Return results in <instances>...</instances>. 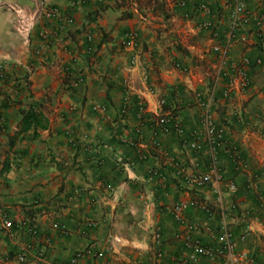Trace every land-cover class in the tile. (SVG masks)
Instances as JSON below:
<instances>
[{
  "label": "crops",
  "instance_id": "1",
  "mask_svg": "<svg viewBox=\"0 0 264 264\" xmlns=\"http://www.w3.org/2000/svg\"><path fill=\"white\" fill-rule=\"evenodd\" d=\"M41 4L72 21L55 31ZM244 4L240 16L247 18L229 38L227 0H0V264H57L76 251L82 253L74 264H175L174 257L191 252L182 244L183 224L171 215L177 200L188 202L184 217L198 224L190 234L203 242L218 233L219 211L235 238L252 219L235 248L255 264L264 259V45L256 22V14L264 19V0ZM204 19L214 23L216 39L198 26ZM42 26L46 37L38 34ZM130 29L148 91L139 68L128 70L120 40ZM42 42L46 47L36 52ZM242 56L249 60L248 85L224 95L223 61ZM72 76L79 78L75 86ZM27 111L43 125L21 130ZM205 111L224 128L220 176L195 186L184 174L208 169ZM163 112L178 119L181 132L155 127ZM195 132L196 149L189 146ZM229 145L238 158L225 151ZM153 229L160 232L157 244ZM23 245L25 260L18 262Z\"/></svg>",
  "mask_w": 264,
  "mask_h": 264
},
{
  "label": "built area",
  "instance_id": "2",
  "mask_svg": "<svg viewBox=\"0 0 264 264\" xmlns=\"http://www.w3.org/2000/svg\"><path fill=\"white\" fill-rule=\"evenodd\" d=\"M178 4H183V0H177ZM227 3L231 7L230 14V22H229V38L232 35L233 29L237 26L238 22L242 19L245 20L247 17L242 15L245 12V4L244 0H227ZM40 14L43 18L50 19L54 21L53 29L55 31H60L63 27L72 21V17L70 14L63 13L56 6L52 5H43L39 6ZM198 7L204 12L209 13V8L206 4L200 2L198 3ZM256 22L259 24L258 34H262V44L264 45V19L262 15L259 13L256 14ZM214 23L211 20L204 19L198 23V26L201 28L209 29L211 32V37L213 39L217 38V33L213 30ZM48 33V29L45 26H42L38 32L39 36L46 37ZM86 39H90V35H86ZM121 45L129 51L128 58V70L132 67L137 66L139 68V80L143 84L144 88L148 91L147 84V70L144 66L139 65L138 62V53H137V35L134 30H126L121 35ZM47 43H41L36 48V52L42 51L46 47ZM90 46H87V50ZM212 49L218 50L219 43L214 42L212 44ZM259 62L258 59L255 60ZM224 68L223 74L227 76V84L225 88H223L222 93L224 95L227 94L229 90L234 87L239 89H244L248 85L249 77L248 72L246 70V66L249 63L247 56H242L239 62L227 61L224 60ZM176 66L184 69L183 66H180L179 63H175ZM69 75L71 72L67 71ZM78 77L72 76L70 79V86H75L78 83ZM129 79H123V84L125 87L128 86ZM139 102L142 103V99L138 98ZM158 103H163V98H158ZM96 109H99L100 106L94 105ZM125 111V107L122 106L118 114L122 115ZM202 125H203V137L207 148L208 155V169L205 172H189L184 174V181L191 185H202L208 183L212 180L219 179V174L217 173V153L220 144L222 143V134L224 128L220 124H215L209 115L208 112H203L200 116ZM155 127H157L161 131H167L169 127H174L177 132H181V126L179 124L178 119L170 112L160 113L155 118ZM200 138V133L195 132L191 135V139L189 141V146L191 148L196 149L198 147V139ZM152 144L154 146H160V142L158 138L152 139ZM225 151L232 157L238 158V152L233 145H229L225 147ZM212 174H214L212 176ZM226 186L228 190L234 191L236 189V185L232 181H227ZM198 209L202 210L207 216L213 215V210L206 204L204 201H196L192 203ZM188 202L184 200H177L172 203L170 207L171 215L173 219L181 224H183V233L181 235L182 244L185 247L191 249V252L188 256H179L174 257L173 260L175 264H199L202 262L203 264H241L243 262L254 263V259L251 256H247V254L241 250H237L236 246V238H242L247 233L252 230V219L244 220L241 229L237 232V237L235 238L232 230L228 227L225 214L223 211H219L218 213V233L216 235L211 234L212 242H203L197 237L191 236L190 232L197 228V222L186 220L184 217V210L187 207ZM1 213V212H0ZM5 223H8L5 221ZM30 234L35 233V228L32 225H29L27 228ZM151 238L155 244L160 241V232L158 229H153L151 231ZM26 246H21L16 252V259L18 262H23L26 256ZM82 252L76 251L67 260H63L57 264H74V261L77 257L81 255ZM202 260V261H201ZM256 264H264V259L257 262Z\"/></svg>",
  "mask_w": 264,
  "mask_h": 264
},
{
  "label": "trees",
  "instance_id": "3",
  "mask_svg": "<svg viewBox=\"0 0 264 264\" xmlns=\"http://www.w3.org/2000/svg\"><path fill=\"white\" fill-rule=\"evenodd\" d=\"M32 123H36V124H40L43 125L40 122V119L38 117V114L35 113L34 111H27L23 114L22 118H21V126L20 129L21 130H25L26 128L29 127L30 124Z\"/></svg>",
  "mask_w": 264,
  "mask_h": 264
}]
</instances>
